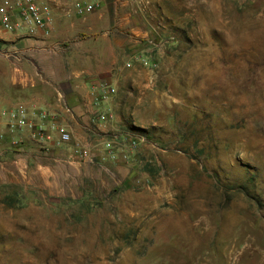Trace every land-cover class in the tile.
I'll return each instance as SVG.
<instances>
[{
	"label": "rangeland",
	"instance_id": "1",
	"mask_svg": "<svg viewBox=\"0 0 264 264\" xmlns=\"http://www.w3.org/2000/svg\"><path fill=\"white\" fill-rule=\"evenodd\" d=\"M139 7L161 53L77 126L85 159L8 130L39 58L0 36V264H264V0Z\"/></svg>",
	"mask_w": 264,
	"mask_h": 264
},
{
	"label": "crops",
	"instance_id": "2",
	"mask_svg": "<svg viewBox=\"0 0 264 264\" xmlns=\"http://www.w3.org/2000/svg\"><path fill=\"white\" fill-rule=\"evenodd\" d=\"M93 1L94 10L82 17L73 12L70 0H42L51 7L50 34L22 36L25 38L18 44L30 45L33 57L39 58L32 80L21 85L33 93L26 103L56 114L70 130L72 142L80 143L85 135L82 137L77 126L87 129L88 120L99 107H103L101 111L109 110L111 95L101 93L102 87L118 91L125 70L136 69L141 59L150 57L155 61L156 54L161 53H146L151 50L147 48L151 29L140 24L141 0ZM0 30V36H8ZM48 61L58 70L46 69ZM94 118L92 122L98 123Z\"/></svg>",
	"mask_w": 264,
	"mask_h": 264
},
{
	"label": "built area",
	"instance_id": "3",
	"mask_svg": "<svg viewBox=\"0 0 264 264\" xmlns=\"http://www.w3.org/2000/svg\"><path fill=\"white\" fill-rule=\"evenodd\" d=\"M73 12L79 16H85L94 10L96 3L93 0H70ZM52 12L49 4L38 0H0V29L11 32L17 36H35L38 33L48 35L51 32ZM101 93L109 90L104 85ZM111 90V89H110ZM66 112H70L64 106ZM96 120L105 122L112 119V114L98 111ZM2 115L9 131H26L34 140L49 145L69 144L72 135L56 117V114L43 107L16 103L6 108ZM136 144L131 141V147ZM108 154L113 157V142L104 141ZM73 155L79 158H87L89 149L80 142L71 145Z\"/></svg>",
	"mask_w": 264,
	"mask_h": 264
}]
</instances>
